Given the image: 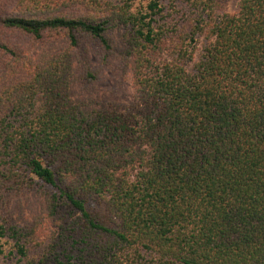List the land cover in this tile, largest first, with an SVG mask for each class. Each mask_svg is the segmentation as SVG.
<instances>
[{
  "label": "trees",
  "instance_id": "obj_1",
  "mask_svg": "<svg viewBox=\"0 0 264 264\" xmlns=\"http://www.w3.org/2000/svg\"><path fill=\"white\" fill-rule=\"evenodd\" d=\"M0 264H264V0H0Z\"/></svg>",
  "mask_w": 264,
  "mask_h": 264
},
{
  "label": "rangeland",
  "instance_id": "obj_2",
  "mask_svg": "<svg viewBox=\"0 0 264 264\" xmlns=\"http://www.w3.org/2000/svg\"><path fill=\"white\" fill-rule=\"evenodd\" d=\"M239 0H225V7L228 13H233L236 10ZM10 41L19 43V45L26 46L27 41L25 38L18 34H12L9 36ZM93 68L97 69L98 80L93 88V95L101 97L103 101H117L120 103H129L131 100V89L128 87L127 80L122 78L119 64L111 62L104 64L98 56H92L91 59ZM12 215L10 217L14 220L18 217V211L12 208H6ZM12 209V210H11ZM21 210L23 215L28 218L30 215L28 211V205L26 202H22ZM9 219V215H8ZM51 236L50 234H42L36 243H32L33 256H38L40 253L39 249L46 247L49 243ZM40 243V246H37ZM34 245V246H33Z\"/></svg>",
  "mask_w": 264,
  "mask_h": 264
}]
</instances>
